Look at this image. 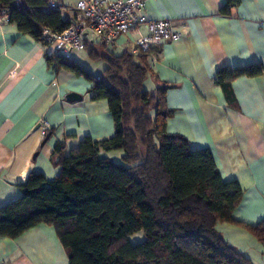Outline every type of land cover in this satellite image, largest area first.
<instances>
[{
    "label": "crops",
    "instance_id": "crops-1",
    "mask_svg": "<svg viewBox=\"0 0 264 264\" xmlns=\"http://www.w3.org/2000/svg\"><path fill=\"white\" fill-rule=\"evenodd\" d=\"M60 1L73 6L78 0ZM224 2L145 1L148 18L171 20L182 32L178 39L152 46L147 57L152 73L145 83L150 91L168 86L165 102L172 114L166 131L183 136L193 149H209L221 177L236 180L242 189L234 218L256 224L264 220V0H238L223 12ZM132 44L130 35L113 44L94 41L89 47L96 54L74 50L64 61L98 76L105 54L130 52ZM48 52L44 43L0 15V207L21 195L18 183L30 172L47 180L57 176L59 167L51 156L56 141L64 140L69 151L84 136L102 140L114 133L107 100L91 98V81L65 64L48 62ZM247 64H260L263 72L233 78L228 99L214 83L215 71ZM71 91L82 98L67 101ZM42 120L50 123L51 135L41 145ZM104 155L117 159L123 151ZM242 231L250 234L222 223V237L235 249L234 238L246 236ZM136 234L130 239L143 238L141 232ZM250 235L254 255L243 254L252 264H264V245ZM0 264H68V259L55 228L40 223L14 238L0 235Z\"/></svg>",
    "mask_w": 264,
    "mask_h": 264
},
{
    "label": "trees",
    "instance_id": "trees-1",
    "mask_svg": "<svg viewBox=\"0 0 264 264\" xmlns=\"http://www.w3.org/2000/svg\"><path fill=\"white\" fill-rule=\"evenodd\" d=\"M237 2L226 0L220 10ZM44 3L0 0V15L5 11L20 32L42 42V26L61 31L69 24ZM147 56L109 52L104 69L93 76L47 55L48 62L65 64L91 81L90 97L107 100L114 133L102 140L84 136L69 151L64 140L56 141L51 156L59 173L47 180L30 172L18 183L21 195L0 207V235L14 238L40 223L53 226L68 264H252L217 224L242 227L264 245V220L235 219L243 197L239 183L221 177L208 148L193 149L183 136L166 131L172 114L165 102L168 86L144 88L152 73ZM262 72L260 64L226 65L215 71L214 83L230 99L233 78ZM114 150L123 155H104ZM138 232L143 238L132 241Z\"/></svg>",
    "mask_w": 264,
    "mask_h": 264
},
{
    "label": "built area",
    "instance_id": "built-area-1",
    "mask_svg": "<svg viewBox=\"0 0 264 264\" xmlns=\"http://www.w3.org/2000/svg\"><path fill=\"white\" fill-rule=\"evenodd\" d=\"M145 1L78 0L73 6H66L60 0H45V9H57L70 18L68 26L61 31L42 26L41 40L49 48V55L69 59L74 50L84 49L86 41L113 44L118 37L130 35L133 36L130 52L149 55L152 46L178 39L182 32L171 20L148 18ZM1 16L7 18V13L1 12ZM49 128L50 123L42 120L43 136Z\"/></svg>",
    "mask_w": 264,
    "mask_h": 264
},
{
    "label": "rangeland",
    "instance_id": "rangeland-1",
    "mask_svg": "<svg viewBox=\"0 0 264 264\" xmlns=\"http://www.w3.org/2000/svg\"><path fill=\"white\" fill-rule=\"evenodd\" d=\"M144 88L146 89V90H149L148 88H147V85H146V83H145V81H144ZM150 91V90H149ZM225 226V225H224ZM223 228H225V227H223ZM217 229H219V231H220V233H221V235H222V223L221 224H217ZM240 230V229H239ZM243 232V234H245L246 236H245V238H241V237H238V236H236V238H234L236 241H237V249L240 251V252H244V253H252L253 251H254V248H255V243H253L252 242V237H251V235L250 234H247L246 232H244V231H242ZM135 238H137L138 237V234H136L135 236H134ZM133 237V238H134ZM135 238L134 239H131L132 241L133 240H135ZM250 255H254L253 253L252 254H250ZM256 263V262H255Z\"/></svg>",
    "mask_w": 264,
    "mask_h": 264
},
{
    "label": "water",
    "instance_id": "water-1",
    "mask_svg": "<svg viewBox=\"0 0 264 264\" xmlns=\"http://www.w3.org/2000/svg\"><path fill=\"white\" fill-rule=\"evenodd\" d=\"M82 98V96L76 92H69L65 95V99L67 101H75V100H80ZM49 133L46 135V137L43 139V141L41 142V145L48 139L49 137Z\"/></svg>",
    "mask_w": 264,
    "mask_h": 264
}]
</instances>
